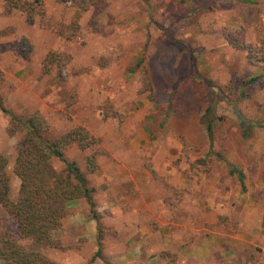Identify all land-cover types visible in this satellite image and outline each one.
Wrapping results in <instances>:
<instances>
[{"label": "rangeland", "instance_id": "obj_1", "mask_svg": "<svg viewBox=\"0 0 264 264\" xmlns=\"http://www.w3.org/2000/svg\"><path fill=\"white\" fill-rule=\"evenodd\" d=\"M19 1L29 21L0 0L3 106L23 119L39 112L50 138L83 126L103 150L88 177L97 220L78 200L53 234L61 249L21 243L54 264H264V0H212L193 16L190 0ZM162 66L178 74L162 80ZM8 123L0 111L15 200L21 135ZM85 156L65 153L82 168ZM0 218L17 238L1 207Z\"/></svg>", "mask_w": 264, "mask_h": 264}, {"label": "trees", "instance_id": "obj_2", "mask_svg": "<svg viewBox=\"0 0 264 264\" xmlns=\"http://www.w3.org/2000/svg\"><path fill=\"white\" fill-rule=\"evenodd\" d=\"M212 0H190V5L184 12L191 16L202 14L211 9ZM245 4H255L254 0H238ZM8 11L18 9L26 13L27 20L32 18V8L29 3L19 0H7ZM55 55H50L48 64H53ZM47 65V64H46ZM47 68V67H46ZM161 71L153 72L162 80L164 76L175 74L162 66ZM182 74L187 78L188 71ZM176 73L175 75H177ZM191 77V76H189ZM181 79V80H182ZM181 80L174 76L171 101L179 100L178 91ZM255 77L243 81L244 87H252L258 82ZM179 102V101H178ZM181 106V105H180ZM177 109H171L173 112ZM211 108V107H210ZM207 110L205 120L208 138H212V126L215 121L211 109ZM0 111L9 117L8 134L21 135L17 156L13 165V174L19 181L15 200H11V177L7 173L8 161L0 155V207L2 212L9 215L16 224L18 237L15 238L5 228L0 218V260L3 264H54L41 251L23 245L29 242L32 245L47 249H61L60 242L53 234L60 229L63 219L68 215L70 206L78 200H84L90 208V217L97 220L95 213V187L89 183V175L98 170V158L103 154L100 142L83 126H74L59 136L50 138V125L39 113L35 112L23 119L7 110L0 98ZM77 146L86 153L84 168L76 162L68 161L65 153L71 146ZM59 161L63 167L57 171L52 162ZM230 174H237L240 187L244 189L243 174L231 169ZM98 246L101 238L97 239ZM100 256V250L97 251ZM105 264H109L104 261Z\"/></svg>", "mask_w": 264, "mask_h": 264}]
</instances>
